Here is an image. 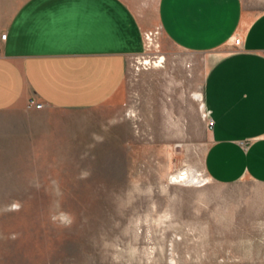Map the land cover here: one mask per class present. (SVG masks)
Here are the masks:
<instances>
[{"label": "rangeland", "instance_id": "obj_1", "mask_svg": "<svg viewBox=\"0 0 264 264\" xmlns=\"http://www.w3.org/2000/svg\"><path fill=\"white\" fill-rule=\"evenodd\" d=\"M23 1L0 0V25ZM126 1L154 15L159 2ZM241 1L264 12V0ZM162 34V67L129 64L121 95L53 112L52 150L31 136L26 165L0 167L22 169L0 171V264H264V183H218L204 169L210 128L193 95L204 97L209 54ZM186 169L204 180L173 181ZM60 212L70 226L53 222Z\"/></svg>", "mask_w": 264, "mask_h": 264}, {"label": "crops", "instance_id": "obj_2", "mask_svg": "<svg viewBox=\"0 0 264 264\" xmlns=\"http://www.w3.org/2000/svg\"><path fill=\"white\" fill-rule=\"evenodd\" d=\"M156 22L164 46L209 54L208 178L264 183V12L245 10L241 0H159L155 15L126 0H24L0 25V167L25 166L31 136L37 150H52L60 133L53 112L121 95L130 60ZM31 100L44 107L29 108Z\"/></svg>", "mask_w": 264, "mask_h": 264}, {"label": "built area", "instance_id": "obj_3", "mask_svg": "<svg viewBox=\"0 0 264 264\" xmlns=\"http://www.w3.org/2000/svg\"><path fill=\"white\" fill-rule=\"evenodd\" d=\"M163 29L162 26L157 28L156 30L146 31L144 34L145 38V48L144 51L138 55H135L130 60V65L135 69L136 72H140L143 70H148L152 67H162L165 62V56L162 55L160 50L157 48L159 47L158 39L160 30ZM6 34H2V39L6 38ZM231 43L234 47L238 50L243 48V39L240 36H233ZM203 106L205 117L207 119V124L210 129L214 126V120L211 116L210 110L207 108L204 97H203ZM44 107V103L31 100L29 104V108L33 109H42Z\"/></svg>", "mask_w": 264, "mask_h": 264}, {"label": "bare ground", "instance_id": "obj_4", "mask_svg": "<svg viewBox=\"0 0 264 264\" xmlns=\"http://www.w3.org/2000/svg\"><path fill=\"white\" fill-rule=\"evenodd\" d=\"M195 100H203L202 95L200 93H195L193 95ZM133 114V113H132ZM130 114V115H132ZM134 116V115H133ZM203 170H182L177 175L173 176V181L175 182H186L189 184H197L201 183L204 180Z\"/></svg>", "mask_w": 264, "mask_h": 264}, {"label": "clouds", "instance_id": "obj_5", "mask_svg": "<svg viewBox=\"0 0 264 264\" xmlns=\"http://www.w3.org/2000/svg\"><path fill=\"white\" fill-rule=\"evenodd\" d=\"M95 135V134H93ZM87 174H85L84 176H82L81 178H86ZM16 207V206H14ZM59 220L60 224L63 226H70L72 224V217L69 213H65V212H60L58 216H53L52 220L53 222H55L56 220Z\"/></svg>", "mask_w": 264, "mask_h": 264}]
</instances>
